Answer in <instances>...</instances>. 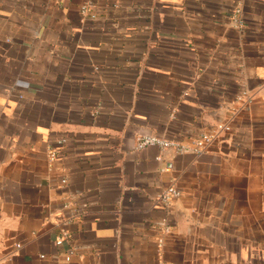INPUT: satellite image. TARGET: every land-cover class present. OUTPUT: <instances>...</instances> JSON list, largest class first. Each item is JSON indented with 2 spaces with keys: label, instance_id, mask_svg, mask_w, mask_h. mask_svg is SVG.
I'll return each mask as SVG.
<instances>
[{
  "label": "crops",
  "instance_id": "1",
  "mask_svg": "<svg viewBox=\"0 0 264 264\" xmlns=\"http://www.w3.org/2000/svg\"><path fill=\"white\" fill-rule=\"evenodd\" d=\"M0 264H264V0H0Z\"/></svg>",
  "mask_w": 264,
  "mask_h": 264
},
{
  "label": "built area",
  "instance_id": "2",
  "mask_svg": "<svg viewBox=\"0 0 264 264\" xmlns=\"http://www.w3.org/2000/svg\"><path fill=\"white\" fill-rule=\"evenodd\" d=\"M82 11L86 13L87 11L86 6L82 8ZM208 141H209L208 137H202L196 140L194 147L191 148L188 146L178 144L173 141L163 140V139H160L154 136H145L139 140L138 147L144 148L148 146H156V147H160L164 149H174L177 153H187V152L193 151L194 153L201 154L205 150V143ZM65 142H66V139L61 138L57 141V145L63 146ZM49 157L51 159L57 158V150L52 149L49 153ZM180 195H181V192L174 186H171L161 194L160 199L163 200L165 203L170 204L174 200H176ZM56 243L57 245H61L63 243V237L57 239ZM66 259L69 260L70 256H67Z\"/></svg>",
  "mask_w": 264,
  "mask_h": 264
}]
</instances>
